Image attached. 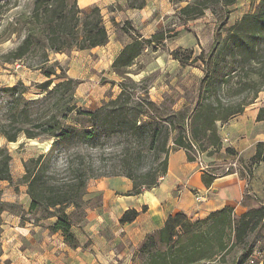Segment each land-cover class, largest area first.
I'll return each mask as SVG.
<instances>
[{"label": "trees", "instance_id": "trees-1", "mask_svg": "<svg viewBox=\"0 0 264 264\" xmlns=\"http://www.w3.org/2000/svg\"><path fill=\"white\" fill-rule=\"evenodd\" d=\"M187 0H177L178 3ZM211 3L233 6L236 0H199L180 9V13L191 21L205 14ZM144 1L139 5L144 6ZM35 15L44 18L48 36V49L55 53L65 50H93L109 42L101 10L98 7L85 11L77 0H35ZM130 25L125 23V25ZM226 36L218 35L211 51H204L195 57L194 63H201L204 77L199 84V97L194 109H184L177 120L162 119L151 113L156 105L148 94L138 95L137 83L129 76L128 69L149 48H155L164 41L160 34L144 39L137 35L127 44L112 64L113 71L123 80L120 93L115 99L105 102L95 111H85L75 101L78 82L66 76L59 63L47 66L48 57L39 67L47 79L37 86L42 99H28L23 84L2 89L10 98L6 123L0 126V137L9 143H16L23 134L29 140L46 137L52 141L47 153L38 155L24 163L22 180L27 186L31 203L28 214L44 213V219L52 220V233H60L67 246L80 247L76 228L86 223V189L92 180L102 177H125L133 183L132 196H139L145 190L156 188L168 173L170 152L178 149L187 151L188 160L195 159L188 152L197 147L210 156L223 149L218 124L228 123L242 115L264 90V0L254 13L244 15L240 21L229 27ZM34 33L30 32L23 44L14 53L20 60L35 46ZM174 60L187 66L191 56L172 52ZM259 66V68H255ZM58 70L62 73L58 74ZM258 70L257 81L253 72ZM243 98L233 103L232 99ZM264 123V108L257 117ZM166 124L170 127H166ZM172 131L177 132L173 141L175 148L167 149ZM145 137L151 145L157 162L154 167L139 171L132 163L129 152H122L119 165L109 175H103L101 159L94 155L105 142L119 136ZM85 146V151L71 150ZM153 147V148H152ZM263 145L257 146L255 163L264 161ZM64 151V164L59 166L57 156ZM227 152H233L227 149ZM12 156L7 148L0 147V185L12 182ZM216 179L204 174L207 187ZM2 189L0 187V201ZM146 211V208H143ZM227 206L211 213L204 219L191 220L183 213L170 216L164 227L149 235L139 248L144 264H205L226 257L234 248L244 243L264 220V207L252 208L238 218ZM140 213L129 210L122 216V225L132 224ZM43 219H35L36 223ZM232 241V242H231ZM244 255L243 259L248 260Z\"/></svg>", "mask_w": 264, "mask_h": 264}, {"label": "rangeland", "instance_id": "rangeland-1", "mask_svg": "<svg viewBox=\"0 0 264 264\" xmlns=\"http://www.w3.org/2000/svg\"><path fill=\"white\" fill-rule=\"evenodd\" d=\"M142 1L131 0L130 5L139 6ZM196 1L199 0H187L181 3L177 0H166V15L164 17L156 15V23L148 29H136L128 24L121 26L115 23L110 16L113 8L100 9L109 35V42L106 46L87 51H78L73 48L63 53H55L48 49L44 18H38L34 13L35 0H0V126L7 121V110L11 102L2 89L23 84L27 89L26 98L34 100L43 98L37 86L47 81L39 69L46 57L50 58L47 66L59 63L63 68V73L78 82L75 91L77 105L85 111H95L105 102L115 99L120 93L119 85L123 79L113 71L112 64L123 48L132 41L134 36L140 35L144 39H150L155 34L162 35L164 41L155 48L146 50L128 69V76L137 83L138 95L147 93L148 98L155 103L156 110H151V113L159 116L163 122L170 119L177 120L182 110L196 107L199 97V84L204 73L201 63H194V58L198 57L202 51L210 52L218 35L222 34L225 37V31L240 21L244 15L254 13L262 0H236V3L228 8H224L222 4L211 3L205 10L204 16L188 21L180 13V9ZM30 32L35 35L34 48L22 59H14V53ZM172 52L191 56V61L187 66H182L174 60ZM255 68L258 69L259 66ZM257 71L253 72L255 81L258 79ZM61 73L58 70V74ZM252 98L251 95L248 101L252 104L246 109L254 105L260 109L264 108L263 89L257 99L251 100ZM242 99L234 98L232 102L238 103ZM225 124H218L219 132L223 131ZM166 127L170 126L166 124ZM253 134H256L258 138L254 140L256 135L253 136L252 152L249 148L239 152L226 146L214 156L209 154L211 149L204 153L200 151L203 155L205 170H202L194 161L198 169L206 172L208 176L221 178L235 175L244 181L246 192L241 206L246 209L245 211L264 207V194L262 195L261 192L264 189V161L258 163L253 161L257 145H263L264 150V123L256 128ZM176 135L177 132H171L167 149L175 148L173 141ZM226 142L230 144L229 141L222 143L226 144ZM52 144L53 142L46 137L29 140L21 134L16 143H9L4 136L0 137V147L7 148L13 160L11 173L12 178L15 179L7 182L8 188H14L16 192H19L20 187L26 186L23 183V177H18L20 171L24 170V163L40 154L47 153ZM150 148L151 145L145 137L122 135L106 141L102 149L95 150L94 155L101 159V174L103 175L111 174L117 163L119 165V156L126 151L125 149L129 151L127 155H130L137 169L145 171L157 163L153 150ZM224 148L231 149L233 152H227ZM85 149V146H80L71 150V153L78 150L85 151ZM56 156L59 166H62L66 154L60 151ZM97 202L98 197L93 196L87 202V206L89 203L95 205ZM229 206L234 210V217L238 218L240 215L236 212L237 206ZM6 213L21 216L23 220L26 215L20 205L0 201V234L3 230V216ZM31 215L35 219H43L42 222L50 223L45 226L48 229L53 223L52 220L44 219L47 214L34 213ZM89 244L87 243L85 247ZM139 248L129 259L132 264H144L145 262V257L140 255ZM247 254H249L248 260L243 259ZM227 256V258H219L210 262L212 264H218L217 261L220 264L221 261H223L222 264H250L249 261L252 259L254 264H264V220L255 231L249 234L244 243L234 248ZM125 259L123 258L122 261Z\"/></svg>", "mask_w": 264, "mask_h": 264}, {"label": "crops", "instance_id": "crops-1", "mask_svg": "<svg viewBox=\"0 0 264 264\" xmlns=\"http://www.w3.org/2000/svg\"><path fill=\"white\" fill-rule=\"evenodd\" d=\"M143 1L145 4L140 8L131 6V0H77L80 9L85 11L95 7L113 8L110 16L121 26L128 22L136 29H148L156 23V15H166V0ZM259 111L254 105L226 123L219 133L222 142L230 144L223 143V147L239 152L249 148L252 152V143L258 138L253 133L263 124L257 121ZM205 173L188 160L186 150L178 149L170 152L166 177L156 188L145 190L139 196L130 194L133 183L125 177L90 181L85 200L89 202L91 197L97 196L98 202L89 203L86 223L75 229L80 241L77 249L67 246L60 233L54 234L45 227L50 223H36L28 214L31 200L26 186L16 192L8 188L7 182H2L1 202L20 205L26 215L24 220L10 213L3 216L0 264H132L129 259L135 251L149 235L160 231L170 216L183 213L191 220L204 219L229 205H236L239 215L246 212L241 206L246 192L244 181L229 175L216 178L207 187L203 181ZM23 175L22 169L18 177ZM261 192L263 195L264 189ZM129 210H136L140 215L132 224L122 225L120 220ZM87 243L90 244L85 247Z\"/></svg>", "mask_w": 264, "mask_h": 264}, {"label": "built area", "instance_id": "built-area-1", "mask_svg": "<svg viewBox=\"0 0 264 264\" xmlns=\"http://www.w3.org/2000/svg\"><path fill=\"white\" fill-rule=\"evenodd\" d=\"M192 157H194L196 163L201 167L202 170H205V167L203 165V155L200 153V151L197 149L196 146L193 145V148L188 152ZM219 259V258H218ZM212 262V261H211ZM211 262H207L205 264H212ZM250 264H254L255 262L251 259L249 261Z\"/></svg>", "mask_w": 264, "mask_h": 264}]
</instances>
